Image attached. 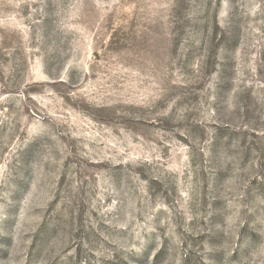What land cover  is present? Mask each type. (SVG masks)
Returning a JSON list of instances; mask_svg holds the SVG:
<instances>
[{"label":"rangeland","instance_id":"374dc122","mask_svg":"<svg viewBox=\"0 0 264 264\" xmlns=\"http://www.w3.org/2000/svg\"><path fill=\"white\" fill-rule=\"evenodd\" d=\"M0 264H264V0H0Z\"/></svg>","mask_w":264,"mask_h":264}]
</instances>
